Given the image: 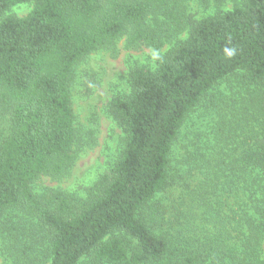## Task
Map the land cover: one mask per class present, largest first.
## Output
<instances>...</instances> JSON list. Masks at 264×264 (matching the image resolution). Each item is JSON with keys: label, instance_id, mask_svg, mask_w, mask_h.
Masks as SVG:
<instances>
[{"label": "trees", "instance_id": "obj_1", "mask_svg": "<svg viewBox=\"0 0 264 264\" xmlns=\"http://www.w3.org/2000/svg\"><path fill=\"white\" fill-rule=\"evenodd\" d=\"M200 1L204 10L196 15L185 0H0L2 264H219L210 259L204 234L190 237L187 212L174 227L163 221L155 198L169 186L186 120L216 85L240 72L260 107L264 0H232L226 10L218 0ZM24 3L32 4L26 16L3 17ZM124 36L128 48L171 47L156 56L153 68L131 69L128 93L107 106L124 136L119 156L84 198L36 193L37 180L61 178L75 163L76 67ZM260 128L249 133L230 164L237 173L227 177L238 208L227 237L241 241L245 264H253L264 240Z\"/></svg>", "mask_w": 264, "mask_h": 264}, {"label": "rangeland", "instance_id": "obj_2", "mask_svg": "<svg viewBox=\"0 0 264 264\" xmlns=\"http://www.w3.org/2000/svg\"><path fill=\"white\" fill-rule=\"evenodd\" d=\"M185 2L188 13L199 15L202 12L200 0ZM218 2L222 10L232 7V0ZM214 4L211 2L215 10ZM31 9V3L19 4L3 17H24ZM170 47L166 44L158 52L143 47L128 48L124 36L111 49L92 53L76 67L71 86L73 114L79 132L75 163L61 178L37 180L33 184L36 193L55 190L77 200L85 197L86 191L109 169L122 148L124 136L107 114L109 102L128 93L131 69L153 68L156 56ZM252 90L254 86H250L240 72L216 85L186 120L173 149L169 186L155 198V203L162 208L163 221L173 222L174 227L176 218L187 212L190 237L197 232L204 234L207 240L201 241L210 259L219 264L249 262L241 241L228 240L226 229L232 227L229 220L232 223L238 220L232 213L238 209L234 205L237 191L228 192L232 181L227 178L237 173V168L234 165L231 171L230 164L246 147L243 145L249 140V133L261 131L260 126H264L260 125L264 123V84L258 89V109L249 95ZM255 251L258 254L253 264H264V240ZM222 252L226 255L222 256ZM1 253L0 264L6 258Z\"/></svg>", "mask_w": 264, "mask_h": 264}]
</instances>
